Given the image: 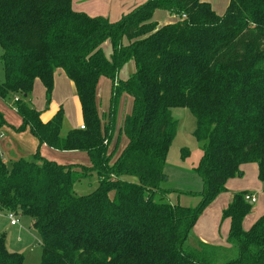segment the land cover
Here are the masks:
<instances>
[{
  "label": "trees",
  "instance_id": "trees-1",
  "mask_svg": "<svg viewBox=\"0 0 264 264\" xmlns=\"http://www.w3.org/2000/svg\"><path fill=\"white\" fill-rule=\"evenodd\" d=\"M72 1L0 0V97L21 117L16 130L28 127L40 145L86 152L90 164H61L39 149L33 160L9 165L0 157V213L31 217L40 264H264V215L243 227L253 208L248 191L222 212L230 220L227 250L235 254L218 261L220 247L192 235L242 164L256 163L264 183V0H229L223 14L208 0H147L116 20L77 11ZM157 9L176 20L161 25ZM129 61L135 71L118 79ZM57 70L75 85L84 128L64 132L62 107L45 122L30 100L40 80L51 101ZM103 77L113 83L106 121L97 105ZM124 93L132 107L117 129ZM175 107L196 117L202 155L194 169L203 182L196 206L165 200L178 190L163 186ZM5 124L0 111V129ZM93 174L96 188L78 194L76 183ZM0 264H25L3 234Z\"/></svg>",
  "mask_w": 264,
  "mask_h": 264
},
{
  "label": "rangeland",
  "instance_id": "rangeland-1",
  "mask_svg": "<svg viewBox=\"0 0 264 264\" xmlns=\"http://www.w3.org/2000/svg\"><path fill=\"white\" fill-rule=\"evenodd\" d=\"M214 10L223 14L226 10L229 0H208ZM157 20L161 21V25L167 20H175L176 18H169V13L163 9H157L155 11ZM105 53L109 56L111 53L110 42L106 41L103 45ZM3 49L0 47V84L4 81V67L1 56ZM133 69L130 70V67ZM127 72H133L135 70V64L130 61L119 71L117 76L124 78ZM108 81V82H107ZM40 87L34 86L33 93L31 95V102L39 109L43 114L52 112L58 106L64 109V127L63 131H67L70 128H75L83 123V117L79 116L78 108L76 112L71 109L68 103H65L66 98L61 103L62 95L56 91L57 96L53 97L51 101L46 102L44 88L40 80H37ZM36 83V82H35ZM110 79L105 77L99 83V91L97 94V105L101 117L105 119L109 113V103L111 96V84ZM69 98V97H68ZM75 103L73 100L72 103ZM71 103V105H72ZM124 108L120 110V115L128 110L129 101H124ZM0 111L7 124L2 126L0 131L4 134L0 138V152L3 156L2 159L9 165L12 161L19 158H26L28 160L34 159V154L37 151L39 144L38 139L30 132L29 128H22L15 130L13 126H20L22 123L21 117L16 111L15 106H11L10 101L4 100L0 97ZM173 117L177 120V130L174 138L172 139L171 146L168 152L164 171L167 174V180L163 182L164 187L171 190L167 193L165 200L170 203L180 204L184 206H196L200 200V193L203 189V182L199 174L195 171V167L200 161L202 155L201 143L198 142L194 135V129L196 126V117L189 108L175 107L171 109ZM119 115V116H120ZM117 115V120H118ZM125 140V138H124ZM122 143V142H121ZM122 149L120 144L118 152ZM40 154L45 158H53L61 162L63 159H69L67 162L78 160L82 161L83 158L77 156L71 158L69 152H55L54 150L39 147ZM57 153V154H54ZM23 156V157H22ZM84 162V161H82ZM242 175L236 176L229 180L227 190L220 193L212 203H210L200 214L197 219L192 235L195 237V241L198 239L203 240L209 244H224L218 246L220 249L216 251L217 260L221 261L225 257L235 254V251L228 249L226 241L230 229V220L222 219V212L228 206V203L232 200L233 196L238 192L248 191L256 196L257 201L254 202L251 212L248 214L243 222L244 229H249L254 222L264 215V183L258 178V166L256 163H245L240 166ZM97 176L94 179H87L77 182L75 190L78 194L87 193L96 188L98 184ZM246 196V195H245ZM246 200V198H245ZM247 201V200H246ZM19 224L12 226L10 224L9 217L6 213H0V235H5L7 247L16 252H20L25 256V264H40L42 257V246L39 235L31 228L32 219L30 216H17ZM216 245V244H215ZM232 251V252H231ZM213 254V250H212Z\"/></svg>",
  "mask_w": 264,
  "mask_h": 264
},
{
  "label": "crops",
  "instance_id": "crops-1",
  "mask_svg": "<svg viewBox=\"0 0 264 264\" xmlns=\"http://www.w3.org/2000/svg\"><path fill=\"white\" fill-rule=\"evenodd\" d=\"M146 1L147 0H73L72 1V5H73V8L75 10H77V11H83V12L88 13L89 15H92V16L104 15V16L109 17L112 20H116V19L120 18L123 13L128 12L132 8H134V7H136V6L140 5V4H143ZM169 15H170V17H168L167 19H169V18H176L175 15H171L170 13H169ZM153 18H154V20L158 21L161 24V21L157 20L156 13H154V17ZM175 20L174 19L173 20H170L169 19V20L165 21L164 23L173 22ZM126 64L123 65V67L119 71H121L124 68V66H126ZM131 69H133L132 65H131L129 71H131ZM118 73H120V72H118ZM132 73L131 72L129 73L126 70V74L125 75H127V76H125L124 78H121L120 76L119 77L117 76V77H118V79H126ZM103 78H105V77H103ZM103 78L101 79V81L103 80ZM110 82H111L110 84H111V96H112L113 83H112L111 79H110ZM35 85L37 87H40V85H38V82L37 81H36ZM56 91L59 92L60 94H63L62 95V100H59V101H61V103L64 101V98H66L65 103H68L71 106V109H73L76 112V110L78 108V110H79V112H78V119H79V116H82V110H81V104H80V101H79V98H78V95H77V92H76L75 85H74L73 81H71L63 73V71H61V70H57L55 72V83H54V89H53V97H56L57 96ZM111 96H110V101H111ZM73 100L75 101V103L74 102L72 103ZM126 100L129 101V103H128L129 107H128V110L125 113H124V111L122 112L123 115L121 116L119 111L120 110H123V108L125 106L124 105L125 104L124 101H126ZM71 103H72V105H71ZM131 107H132V99L126 93H124L122 95V97H121L120 104H119V110H118V117L119 118L117 120V129H119L121 127L122 122H123L125 116L128 113L131 112ZM109 108H110V103H109ZM59 109H60V107L58 106L52 112H48V113H44V114L41 113L42 120L45 121V122L49 121L56 114V112ZM104 120L105 121L107 120L106 117H105ZM80 125H82V122L80 123ZM79 126H76V127H79ZM12 127L15 129L18 126H16V125L13 126L12 125ZM126 142H127L126 139L125 140L124 139L122 140V143H121L122 144V148H123V146L125 145ZM39 147H41V150H43V148H48V149L54 150L55 152H57V151H60V152H69L68 154H71V158H75L77 156H80L81 158L84 157L83 160H82L84 162L78 161V160H73V161L67 162V160H69V159H63L60 162V161L55 160L53 158H46V159H49V160H53L55 162H58V163H61V164H70V163H80L82 165H88V164H90V160H89V157H88V155H87L86 152L78 151V150H76V151H61V150H56V149L51 148L47 144H42V145L38 144L37 150L39 149ZM39 153H40V151H39ZM54 154H57V153H54ZM40 155L43 157L42 154H40ZM43 158H45V157H43ZM24 159H26V158H24ZM95 177H96V174H93L92 179H94ZM89 192H91V191H89ZM81 194H86V193H84V190H83V193H81ZM12 226H16V225H12ZM199 240H201V239H199ZM201 241H203V240H201ZM214 243L216 245L215 244H211V245H215V246H221V245H223V246H225L224 245L225 243L224 244H221V245L218 244L217 242H214ZM226 245H227V241H226Z\"/></svg>",
  "mask_w": 264,
  "mask_h": 264
},
{
  "label": "built area",
  "instance_id": "built-area-1",
  "mask_svg": "<svg viewBox=\"0 0 264 264\" xmlns=\"http://www.w3.org/2000/svg\"><path fill=\"white\" fill-rule=\"evenodd\" d=\"M17 99H18V98H16L15 100H17ZM80 127H81V128H84L83 125H81ZM2 136H3V134L1 133V134H0V138H1ZM0 157L3 158V156L1 155V152H0ZM245 198H246L247 201L251 202L252 204H253L254 202L257 201L256 196H255L254 194H252V193H248V194H246ZM8 217H9L10 223H11L12 225H17V224H19V219H18V217H17L16 214H14V213H8Z\"/></svg>",
  "mask_w": 264,
  "mask_h": 264
}]
</instances>
